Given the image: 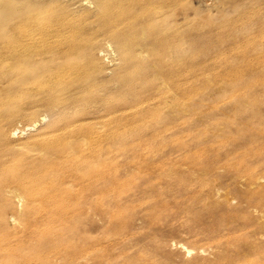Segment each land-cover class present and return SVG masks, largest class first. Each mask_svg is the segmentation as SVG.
<instances>
[{
	"label": "bare ground",
	"instance_id": "1",
	"mask_svg": "<svg viewBox=\"0 0 264 264\" xmlns=\"http://www.w3.org/2000/svg\"><path fill=\"white\" fill-rule=\"evenodd\" d=\"M87 2L93 7L81 4L75 7L78 0H55L45 7L21 0L20 6L27 8V14L8 30L0 27V38L4 39L0 41V77L8 73L11 79L43 61L49 65L46 70L31 75L30 81L12 83L6 92L0 93V264H54V258L65 263L79 254L89 255L94 264L110 261L162 264L140 248L131 253L127 250L114 253L116 248L121 249L119 244L126 235L128 211L134 208L132 202L123 200V195L133 186L140 171L138 175L121 178L120 165L110 156L109 142L122 140L132 124L155 116L162 103L165 108L183 106L189 94L188 51L183 50L170 64L165 60L178 36L185 41V35L175 36L166 28L152 25V19L162 9V0ZM255 34L262 42L258 44L260 50L254 48L251 65L255 73L253 81H256L252 84L264 82V19ZM102 38L115 46L121 60L117 74L122 79L125 77L114 94L107 93L99 81L101 62L90 50V46ZM152 60L158 64H147ZM136 69L137 75L131 76L130 72ZM231 75V78L237 76L236 73ZM138 86L140 89L156 86L159 97L167 93L170 101L156 100L151 107L147 106L149 99L139 95ZM26 104L30 107L25 109ZM141 106L146 108L123 114L126 107L128 110ZM38 108L47 110L49 124L15 147L5 124L15 116H31ZM141 112L145 117H139ZM243 130L249 131L247 127ZM253 145L247 146L244 155L226 158L220 164L248 175L252 181L254 176L245 157L256 153L257 146L263 149L264 143ZM209 149L204 147L184 159L196 163L194 159H203ZM148 167L165 177L163 164ZM197 167L206 174L210 166L202 163ZM259 186L255 193L249 191L248 201L262 207L264 185ZM11 198L22 202L21 210L14 206ZM149 198L151 217H155L164 207V200L158 194ZM9 215L17 220L18 226L6 221ZM93 215L105 220L100 236L81 233L78 229ZM259 226L263 230L264 224ZM235 234L227 235L228 245L243 240ZM249 246L247 244L249 250L245 254L241 251L244 264H264V247ZM183 247L187 253L192 249ZM218 256L223 258L224 255ZM235 259L227 264H236ZM197 264L210 262L202 259Z\"/></svg>",
	"mask_w": 264,
	"mask_h": 264
},
{
	"label": "rangeland",
	"instance_id": "2",
	"mask_svg": "<svg viewBox=\"0 0 264 264\" xmlns=\"http://www.w3.org/2000/svg\"><path fill=\"white\" fill-rule=\"evenodd\" d=\"M20 1L0 0V27L8 30L18 18L27 14V8L23 9ZM53 1L25 0L40 7ZM78 1L75 7L78 4L93 7L87 0ZM162 1V9L152 19V25L166 28L175 36L184 33L185 41L178 36L176 45L169 48L165 62L170 64L183 50L188 51L189 94L180 108L173 105L165 108L162 103L155 116L132 124V129L122 140L109 142L110 156L120 165L118 173L121 178L138 175L140 171L133 186L123 195L125 202L134 204V208L128 211L125 229V237L130 235L127 239L122 238L121 249L116 248L114 253L126 250L131 253L140 248L150 252V257L162 264H197L202 259L210 264H227L233 258H238L236 264H244L242 258L249 250L247 244L248 248L249 245L264 247V227L262 230L259 226L264 224V200L262 207L248 201L249 191L255 193L259 185H264V148L257 146L256 153L245 157L254 176L252 181L248 175L229 170L220 163L226 158L244 155L247 146L264 143V82L252 84L256 80L253 81L255 73L251 65L254 48L260 50L258 44L262 42L255 30L264 19V0ZM90 50L101 62L99 81L107 93L114 94L120 87V80L125 79L117 74L121 60L115 46L102 38L91 45ZM153 63L158 64L155 60L147 64ZM48 66V62L43 61L11 79L5 73L0 77V93L6 92L12 83L30 81L31 75L46 70ZM137 72V69L130 72L131 76ZM233 73L237 74L236 78H231ZM141 89L139 95L149 99L147 106L151 107L156 100L170 101L167 93L159 97L156 86ZM154 96L156 98L151 100ZM27 107L30 105L23 108ZM127 108L123 114L140 112L146 107ZM140 114L139 117H145L142 112ZM49 122L47 110L38 108L31 116H15L5 124V129L17 147ZM244 127L249 131H244ZM14 128L17 130L13 131ZM140 142L145 143L141 146ZM204 147L211 150L203 159H194L196 163L184 159ZM138 161L140 166L136 165ZM201 162L210 166L206 174L197 167ZM152 164H163L165 177L148 167ZM173 170L178 176L172 173ZM155 194L163 197L164 207L159 209L157 216L151 217L153 210L149 196ZM246 196L247 199H243ZM11 200L21 210L22 202L18 198ZM6 221L18 226L17 220L10 215ZM104 223L103 218L93 215L78 229L81 233L100 236ZM234 233L243 240L228 245L227 235ZM217 238L222 242L220 239L216 241ZM182 245L192 248L191 251L187 253ZM219 254L224 255L223 258ZM53 263L94 264L92 258L84 254L65 263L54 258ZM108 264L115 263L110 261Z\"/></svg>",
	"mask_w": 264,
	"mask_h": 264
}]
</instances>
